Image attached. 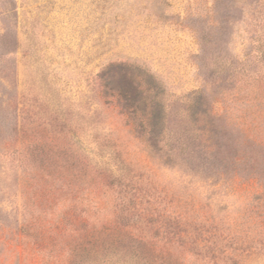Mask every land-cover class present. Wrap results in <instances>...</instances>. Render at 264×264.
I'll return each instance as SVG.
<instances>
[{
  "label": "rangeland",
  "instance_id": "rangeland-1",
  "mask_svg": "<svg viewBox=\"0 0 264 264\" xmlns=\"http://www.w3.org/2000/svg\"><path fill=\"white\" fill-rule=\"evenodd\" d=\"M127 68L159 140L117 100ZM91 225L264 264V0H0V264H82Z\"/></svg>",
  "mask_w": 264,
  "mask_h": 264
},
{
  "label": "trees",
  "instance_id": "trees-1",
  "mask_svg": "<svg viewBox=\"0 0 264 264\" xmlns=\"http://www.w3.org/2000/svg\"><path fill=\"white\" fill-rule=\"evenodd\" d=\"M129 73L132 75V90L126 88L118 89L117 100L126 109L127 115L133 117L138 125H146L151 129L149 131L151 139L157 140L158 138L159 140L161 133L159 124L164 120L165 114L163 111L161 112V102L157 100V97L149 98L145 96L146 92H148V89L145 88L146 81L149 80L150 76L147 75L146 79V74L143 72L140 74L141 77L135 76L131 72ZM190 104L191 107L195 108L194 114L196 115L202 100L194 97L193 103ZM143 105L144 110L140 113L139 106L142 108ZM200 113L202 114L196 119L203 117V121L211 115L208 114L207 109L202 110ZM206 126L205 124L202 127V131L210 138L212 130H209ZM57 154L58 151L54 149L47 152V155L53 160L55 158L57 160ZM46 175L48 178H53V175L49 172ZM101 181L99 179L98 183H101ZM65 245L68 246V242ZM69 246L71 247V249L69 248L70 262L78 260V263L82 264H99L98 262L100 261L103 264H110L113 257H117V261L120 264H181L179 260L171 255L163 254L157 250L153 244L135 238L124 229L118 227L104 226L95 228L94 225L82 227L81 231L75 236L73 243L69 244Z\"/></svg>",
  "mask_w": 264,
  "mask_h": 264
}]
</instances>
